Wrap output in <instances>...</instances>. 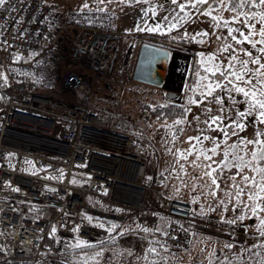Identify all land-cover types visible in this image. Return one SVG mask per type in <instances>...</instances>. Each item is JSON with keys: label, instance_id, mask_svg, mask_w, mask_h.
<instances>
[{"label": "built area", "instance_id": "built-area-1", "mask_svg": "<svg viewBox=\"0 0 264 264\" xmlns=\"http://www.w3.org/2000/svg\"><path fill=\"white\" fill-rule=\"evenodd\" d=\"M65 17L44 0L0 9V264H81L64 254L71 240H92L93 220L142 219L152 194L168 222L161 244L186 246L193 206L163 195L166 174L147 181L136 137L89 107L124 34L99 13Z\"/></svg>", "mask_w": 264, "mask_h": 264}, {"label": "rangeland", "instance_id": "rangeland-1", "mask_svg": "<svg viewBox=\"0 0 264 264\" xmlns=\"http://www.w3.org/2000/svg\"><path fill=\"white\" fill-rule=\"evenodd\" d=\"M44 1L47 4L58 5L66 16L65 18H68L71 13L83 12H96L103 17L108 16L110 28L115 32L124 33L120 47L112 57L109 71L104 75L94 77V90L89 107L103 120L110 118L109 123L112 128L133 134L138 141V153L147 165L146 180L150 181L157 173L166 174L168 181L163 195L190 203L194 211L191 222L193 226L188 227L190 235L188 243L180 249L169 250L161 242L157 245L158 241L150 240V228L153 227L156 233H160L159 238L161 239L168 222L162 217L163 211L159 207L158 197L154 194L149 195L153 206L149 215H146L148 213L146 212L140 215L142 219L130 217L119 222L120 229L116 231V238H111L110 244L107 246L79 251L80 258H78L83 263L79 262L81 264H229V262L231 264H264V247H252L253 245H264V236H261L258 231V229H264V225L261 224V220H264V211H258L253 215L249 208L237 204L234 199L229 202L228 197L224 195V192L229 190L225 189V183L229 185L232 183L227 180V177L235 174L236 169L233 168L231 172L225 170L221 176H218L220 189H216L211 184L209 177L204 175L206 169L192 163L194 160L197 165L211 163L199 153L201 150L207 151L212 148L213 141L204 140L203 144L196 141L189 143V137L222 136L219 131L209 130L203 123L209 115L220 114L218 111L220 105L211 102L213 97H208L205 100L201 95L205 91L203 85L206 83L201 77H210V74L205 72V68L210 66L207 62L208 54L217 53V62L223 60L224 63H227L228 53L220 54L218 50L223 44H234V42L230 39L225 41L216 38L217 35L226 36L227 30L215 29L214 22L209 16L198 15L194 9L187 8L185 12L180 13V16L189 13L195 22L189 20L185 23L179 19L172 21L170 16L169 22L175 23L176 27L168 31L165 27L168 22L161 19L164 15L169 14L168 11L157 9L155 16L151 11L153 7L164 3L165 0H150V3H138L137 0H131L130 3L128 0H124V2L105 0L104 4H98V0ZM211 2L212 0H210ZM85 3L90 6L91 11L82 10ZM98 7L103 8L104 11H97ZM174 7V5L166 4L168 9ZM208 7L209 5L205 4L201 10ZM212 7L215 8L217 5L212 4ZM253 10L259 11L260 9ZM219 14L225 19H229L232 15L223 10ZM212 15H217V12H213ZM157 22L162 25V31L149 32L146 30L147 27L154 26ZM137 27L144 30L138 31ZM259 27L260 25L257 24V28ZM205 31L209 33L207 37L196 35ZM213 32L216 34L213 35ZM146 35L154 36L158 41H161V44L172 48L170 49L171 61L162 69L164 75L167 71L163 89L133 80L139 48L146 41ZM172 39L184 40L193 44L189 46L190 49H184V44L173 43ZM194 44L196 49L193 48ZM243 46L248 47L247 44ZM193 52L197 55L196 64H198L193 75L196 82L192 90H187V77ZM201 53H204V56H201ZM254 55H259V53L254 51ZM241 58L246 59L247 57L241 56ZM202 61L204 62L202 63ZM250 67L255 66L250 65ZM216 78H219L218 74ZM169 91L180 94L181 98L176 101L168 100L166 94ZM216 94L225 98L226 105L230 104L226 93L217 90ZM236 99L239 101L242 97L236 95ZM190 100H204V103H190ZM171 102L183 104L186 109L184 118L160 120L152 117L146 110L148 107L154 109ZM236 107L244 110L246 105L238 103ZM209 108L212 110L211 113H206L205 110ZM195 117L199 119H194ZM181 120L183 123H176ZM259 127H264V125ZM255 131L256 129L249 123L246 130L240 132L239 135L253 139ZM237 139L238 137L233 136L228 143L231 144ZM192 144L196 145L194 149ZM189 150L192 151L191 155L188 154ZM223 150L224 146L221 145L218 150L220 154L213 156V160L220 161ZM248 150H252L251 145L248 146ZM181 154L187 158H182ZM207 154L212 155L211 152ZM198 156L199 158H197ZM16 163L21 171L32 173L39 171L36 161L33 159L18 157ZM213 167L216 165L214 164ZM245 174L252 175V173H248L247 169H245ZM237 179L239 180V177ZM214 192L215 195H213ZM242 199L247 204H252V201H248L246 196ZM220 200H225L227 203V211L220 205ZM150 201L148 209H151ZM154 201L156 206H154ZM260 203L264 207V201H260ZM153 216L156 217L153 218ZM228 220H234L235 223L229 224L226 222ZM152 221L155 222L151 226ZM95 229L96 231L90 237L92 240L85 238L87 241L97 242L106 235L107 231L102 227ZM75 240L86 242L83 238ZM229 244L233 247H226ZM149 249H155L154 257H149ZM238 256L239 259H237Z\"/></svg>", "mask_w": 264, "mask_h": 264}, {"label": "snow or ice", "instance_id": "snow-or-ice-1", "mask_svg": "<svg viewBox=\"0 0 264 264\" xmlns=\"http://www.w3.org/2000/svg\"><path fill=\"white\" fill-rule=\"evenodd\" d=\"M121 2H124V0H121ZM128 2L130 3L131 0H128ZM137 2L150 3V0H137ZM8 3L9 0H0V9H3ZM104 3L105 0H98V4ZM166 4L174 5L175 7L168 9ZM205 4H208L209 7L202 11V6ZM212 4L217 5V7H212ZM187 8L194 9L198 15L209 16L214 22L213 27L215 29L223 28L227 30L226 36H216L218 40L227 41L230 39L234 42V44L225 43L218 50L220 54L228 53L226 57L227 63H224L223 60L217 62V53L208 54L207 62L210 66L205 68V72L209 73L211 78L209 76L201 77L202 80L206 81L203 85L205 91L201 95L205 100L208 97H213L211 102L220 105L218 109L220 114L209 115L208 119L204 120L203 123L209 130L219 131L222 136L189 137V143L196 141L199 144H203L204 140L213 141L212 148L207 151L201 150L199 153L211 163L197 165L195 160L192 163L197 167L206 169L204 175L209 177L211 184L216 189H220L217 177L221 176L225 170L231 172L235 168V174L227 177V180L232 181V183L230 185L225 183V189L229 190L225 191L224 195L228 197L229 202L234 199L237 204L249 208L251 213L255 215L258 211H264V207L260 203V201H264V127H259L264 125V62H262L264 61V0H212L211 3L210 0H165L164 3H159L153 7L151 11L153 16L157 14V9L168 11L169 14L164 15L161 19L168 22L165 27L168 31H171L176 27V24L169 22L170 16L172 21L179 19L185 23L189 20L195 22L189 13H185V16H180V13L185 12ZM83 9L91 11L87 3L82 6ZM253 9L260 10L255 11ZM221 10L231 13V17L225 19L219 14ZM11 11L15 12L16 8H11ZM97 11H104V9L98 7ZM213 12H217V15H212ZM173 13L175 15H172ZM257 24L260 25L259 28H257ZM137 30L142 31L144 29L137 27ZM146 30L149 32H160L163 29L162 25L157 22L154 26L147 27ZM215 34L213 32V35ZM196 35L207 37L209 33L205 31ZM256 37H259V39H256ZM245 44L248 47H244L243 45ZM258 45L259 47H257ZM254 51L259 53V55H254ZM201 56H204V53H201ZM241 56L247 58L243 59ZM250 65L255 67H250ZM217 74L219 78H216ZM217 90L227 94L230 104H225V98L217 95ZM236 95H240L242 99L237 101ZM190 103L200 104L204 103V100H190ZM238 103L245 104L246 108L240 110L236 107ZM205 111L206 113H211L212 110L209 108ZM194 119L199 118L195 117ZM176 123L181 124L183 121H176ZM249 123L256 129L253 139L239 135L240 132L246 130ZM233 136L238 137V139L229 144L228 141ZM221 145L224 146L221 160H213V156L220 154L218 150ZM249 145L252 146L251 151L248 150ZM195 147L196 145L192 144V148L194 149ZM208 152H211L212 155H208ZM188 154L191 155L192 151L189 150ZM181 156L184 159L187 158L183 154ZM245 157L248 158L246 159ZM214 164L216 167H213ZM245 169L252 175L245 174ZM213 173H216V175H213ZM238 177L239 180L237 179ZM15 190L19 191V189ZM213 195H215V192ZM245 196L248 201H252L251 205L242 199ZM219 203L227 211L225 200H220ZM237 218L239 219L240 217L238 216ZM226 222L229 224L235 223L234 220ZM261 224L264 225V220H261ZM55 231V228H53V232ZM258 231L261 236H264V229H258ZM226 247L232 248L233 245L229 244ZM252 247H264V245H253ZM149 251L154 252L155 249H150ZM237 259H239V256Z\"/></svg>", "mask_w": 264, "mask_h": 264}, {"label": "trees", "instance_id": "trees-1", "mask_svg": "<svg viewBox=\"0 0 264 264\" xmlns=\"http://www.w3.org/2000/svg\"><path fill=\"white\" fill-rule=\"evenodd\" d=\"M104 17L109 18L108 16H104ZM110 20H111V18H110ZM145 40L149 41V42H152V43H155V44H157L159 46H162L164 48L172 49L170 46L168 47L167 45L161 44L160 43L161 41H158V39L155 38L154 36L146 35L145 36ZM171 41L173 43H176V44H184V46H183L184 49H186V48L190 49L189 46L191 44H193L191 42L184 41V40L172 39ZM193 48L196 49V45ZM192 56H193L192 57V62H191L189 74H188V77H187V84H186L187 85V90H192V88L194 87L195 82H196L194 80V78H193V75L195 74V71H196V68H197V65H198V64H196L197 55H196V53L193 52ZM55 78H56V76H55ZM56 82L57 81H54V84H56ZM4 105H5V97L2 94V92L0 91V110L3 109ZM146 110H147V112L149 114H151L152 117L158 118L160 120L174 119V118H184L186 116V109L183 106V104L175 103V102H171L170 104L163 105V106H160V107H157V108H154V109H151V108L148 107V108H146ZM180 127L181 126L179 125V128ZM93 224H95L97 226H100V227H103L107 231L106 235L98 240L99 243H98V241L97 242H95V241L94 242L93 241L89 242L87 240H84L86 242H83V241L71 240L70 241L71 244L69 245L67 251L64 253L65 255H68L69 257L76 258L77 261L79 262V261H81L79 259L80 256H78V252L79 251H81V250L87 251V250H89L91 248H94V247L107 246L108 244H110L109 241H110L111 238L112 239L116 238V236H115L116 235V231H118L120 229V225L118 223H113V222H110V221H107V220H93ZM113 226H115V227H113ZM149 232H150V240L151 241L154 240L155 242L158 241L157 245H159L160 233H156L154 231L153 227L150 228ZM157 236H158L159 240H158ZM151 237H152V239H151ZM159 248H160V246H159ZM149 250H148L149 257H154L156 252H152V251H149ZM169 250H172V248H169ZM81 263H83V261H81ZM65 264H69V263H65ZM157 264H162V263H157Z\"/></svg>", "mask_w": 264, "mask_h": 264}, {"label": "water", "instance_id": "water-1", "mask_svg": "<svg viewBox=\"0 0 264 264\" xmlns=\"http://www.w3.org/2000/svg\"><path fill=\"white\" fill-rule=\"evenodd\" d=\"M171 58V50L162 46L143 42L140 45L133 80L159 89L164 88L165 75L162 69L168 65ZM167 68V67H166ZM166 98L176 101L181 98L180 94L167 92Z\"/></svg>", "mask_w": 264, "mask_h": 264}, {"label": "crops", "instance_id": "crops-1", "mask_svg": "<svg viewBox=\"0 0 264 264\" xmlns=\"http://www.w3.org/2000/svg\"><path fill=\"white\" fill-rule=\"evenodd\" d=\"M170 61H171V58H170ZM169 63H170V62H169ZM168 68H169V66H168L166 69L168 70ZM166 75H167V71H166ZM166 75H165V76H166ZM169 197H170V196H169ZM170 198H173V197H170ZM174 199H175V198H174ZM149 201H150V200H149ZM153 203H154V206L157 205L155 201H154ZM150 207H151V209H148V211H147L148 213H146V215H149V211L152 210V207H153V206L151 205V201H150ZM159 207L161 208L160 204H159ZM161 209H162V208H161ZM161 214H162V213H161ZM150 216H151V215H150ZM155 217H156V216H153V218H155ZM161 219H162V218H161Z\"/></svg>", "mask_w": 264, "mask_h": 264}]
</instances>
